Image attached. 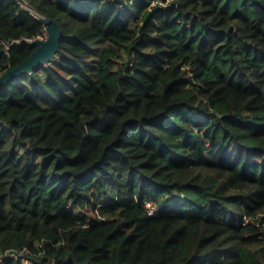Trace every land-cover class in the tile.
<instances>
[{
	"label": "trees",
	"instance_id": "1",
	"mask_svg": "<svg viewBox=\"0 0 264 264\" xmlns=\"http://www.w3.org/2000/svg\"><path fill=\"white\" fill-rule=\"evenodd\" d=\"M24 1L0 75L62 35L0 86V254L264 264V0Z\"/></svg>",
	"mask_w": 264,
	"mask_h": 264
},
{
	"label": "water",
	"instance_id": "2",
	"mask_svg": "<svg viewBox=\"0 0 264 264\" xmlns=\"http://www.w3.org/2000/svg\"><path fill=\"white\" fill-rule=\"evenodd\" d=\"M26 7L30 6L24 0H19ZM45 24V37H38L30 41L31 45H35L34 50L29 57L21 62L18 66L6 71L0 75V86H3L11 79L15 78L22 72L31 71L36 65L43 64L52 59L59 50L62 30L58 22L42 13L38 14Z\"/></svg>",
	"mask_w": 264,
	"mask_h": 264
},
{
	"label": "built area",
	"instance_id": "3",
	"mask_svg": "<svg viewBox=\"0 0 264 264\" xmlns=\"http://www.w3.org/2000/svg\"><path fill=\"white\" fill-rule=\"evenodd\" d=\"M45 37V36H44ZM146 206L148 207V214H152L154 211V207L151 203L146 202ZM244 221H248L247 218ZM29 250L27 248L17 250V249H8L4 253L0 254V260L13 258L16 260H21L23 264H34V259L29 256Z\"/></svg>",
	"mask_w": 264,
	"mask_h": 264
},
{
	"label": "rangeland",
	"instance_id": "4",
	"mask_svg": "<svg viewBox=\"0 0 264 264\" xmlns=\"http://www.w3.org/2000/svg\"><path fill=\"white\" fill-rule=\"evenodd\" d=\"M46 36V35H45Z\"/></svg>",
	"mask_w": 264,
	"mask_h": 264
}]
</instances>
